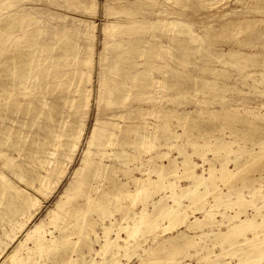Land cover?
Returning a JSON list of instances; mask_svg holds the SVG:
<instances>
[{"label":"rangeland","instance_id":"rangeland-1","mask_svg":"<svg viewBox=\"0 0 264 264\" xmlns=\"http://www.w3.org/2000/svg\"><path fill=\"white\" fill-rule=\"evenodd\" d=\"M250 1L251 4H246L250 3ZM254 3L257 4L258 2L256 0H242L240 3L241 6L237 7V9L240 8L239 11L241 12L237 14L239 16L248 15V13V16H252V13L257 15L256 12H253L252 9H250L255 5ZM259 3L264 5V0H260ZM214 4L215 6L221 5V8L223 9H221V13H223L224 10L226 11L236 7V0H4L0 3V18L12 14L16 15V22L24 21L25 23V27L23 29L13 32L10 36V41L14 42L15 40H18L24 32H32L27 39V43L23 42L21 45L23 53L34 56V60H36L39 56L49 57L39 67L30 71L31 77H29L26 81V85L22 86L21 89H18V91H15L17 98L19 97V100L24 99L23 101L25 102L31 100L32 96H35L39 100H42L44 97V102L59 104V112L55 117L56 120H53V118L49 116L48 108L43 110L38 105H34L31 110L27 111L25 103L22 104V108L16 111L14 115L13 113H10V116L6 115L5 118H2L1 116L0 140H3L4 144L6 142L10 145L13 143H19V150L9 148L7 145H4L5 147L1 146L2 148L0 147V150L8 154L7 156L12 158L16 164H24L29 170L30 177L35 178L38 173L45 174V169L42 168L39 162L50 156L48 154L49 148L45 147L44 149L43 143L46 138L48 128L57 130V120H59V117L65 118L66 116L65 119L68 121V131L72 134L75 141V146L72 150H70L72 147L71 143L64 149V151L68 154L62 160L63 165L61 173H51L49 176V182H52L51 188L48 192V194L50 193L49 195H44L42 193L36 194V187H40V182L37 179L33 180L31 178L33 182H23L18 178H13V182L17 186H21L20 188L24 191V193L37 197L39 201L35 209L33 208V217L28 222V225L43 222L46 224L47 228L49 227L48 229L53 228L51 224L47 225L48 222H50V219L48 220V213L53 209L59 198L66 193L70 183L79 181L85 173L89 172L90 167L86 166L85 162L89 141L92 138L94 129L105 125L106 121L119 123L122 127L116 128V131L118 130L119 133L118 137L115 138L117 141H121L126 137L123 133L125 126L132 124V126H135L136 133L134 136L133 133L129 134L132 135L130 140L128 138L130 145L126 144L123 147L118 146L117 144L114 146H108L103 155L96 156L97 159L101 160L102 158V167L100 174L98 176H92L90 179L93 186H97L102 182H109L111 179H114L115 182H130L127 183L126 188L133 190L134 184L131 183L133 181H127L126 179V173L128 171L132 172V174L136 177L141 178L152 172L155 168L153 167L155 164L158 167L168 165L169 160L174 159V156L175 158L179 157L178 159L181 161L182 157L179 155L177 147H168L165 145L167 135L165 136L161 133V130L157 129L163 119L168 120L170 129L180 134L179 144L182 143L183 147L187 151L189 150L190 152L191 150V152H193V147H191L189 143H184V140L188 135H183L186 132H184V127L178 119V114L183 113V111L201 109L203 112L199 116L189 115L187 119V129L189 131L195 129L194 134L196 135L200 134V132L203 133V130H206V135H209V137L213 135L218 138L220 142H218V145L220 147L222 140L225 141L233 138L231 130L228 128L227 130H224L222 126H229L234 123L240 127V130L233 132L235 135L239 136V142L242 146L251 144V147L253 148V143L259 140H264V121H262V119H259L258 122H256V124L259 125L258 128H252L247 120H237L235 117L233 118V116H230L227 119H222L221 117V113L223 114V109L225 108L232 107L233 109L238 110L246 107V104L247 108L252 107V105L253 107L260 108L264 102L263 92H256L255 88L251 89L247 95L237 89L238 86L242 89L246 88L241 85L243 82L241 81V78H239L241 77L239 73L240 71H247L249 66L250 68L255 67L254 60L256 57L252 56L247 61L243 57L248 58V56H239L238 60L244 61V69H233L230 67V64H225L233 59L229 56H224L231 46L240 48L239 46L241 43L247 40H251L253 44L254 42L257 43L256 46H251L252 50L255 51L253 53L264 52V24L256 27H248L245 25L236 30L233 28L224 29L222 26L211 25V23L215 22L210 21L212 19H210L207 15L211 8H215ZM260 16L264 19V12L260 13L259 17ZM167 20L191 24L192 30L195 32V36L206 34L210 35V38L208 37V40L210 41L208 42V45H211L213 55L208 56V52L203 50L193 53V48H197L198 46L197 42L187 44L188 50H186L187 52H185V54H189L190 57H186V55H182L183 53L178 52L180 50H176V48H179L181 45L178 43V39L185 37L189 26L183 29L178 28L174 24L170 26L166 24ZM5 36L7 35L5 34ZM68 41L77 42L80 46V50L78 52L64 51L62 47L63 43ZM42 43L46 45V50L41 53L39 51L30 53V45ZM239 43L240 45H238ZM244 48L248 49L250 47L247 45L244 46ZM189 50H192V52ZM168 51L174 52L173 56L176 58L175 60L171 59V55H167ZM122 53L126 54L121 56L120 54ZM3 61L4 58L0 55V62ZM85 61H87V63H85ZM178 61H187L188 63H192L194 61V63L202 66L207 65V70L205 69L202 73H200L201 69L189 63L187 69L192 75L189 74L183 76L184 74L180 73L182 66H176L178 71L174 74L171 71V64L173 62L177 63ZM166 62H170L171 64L167 65ZM133 63L136 65H132ZM153 65L155 68L151 75H153L156 80H164V85L155 83L151 88L144 86V89L142 87L141 77L135 82L132 80V77H129L137 72H142ZM82 70L85 71L86 75L79 83V79L74 78L73 75L70 74V71H75L78 75H80L81 72L79 71ZM57 71L59 72V75L57 74ZM38 74H40L39 81L42 83L39 85L34 81ZM106 78L108 79L107 82H105V86L107 87L111 85L116 86L118 85L117 82H120L123 79L124 87L123 85H119L121 88L115 91L113 95V103L109 102L107 98L101 96L102 81ZM14 79H16V74L13 73L12 70H0V83H4V86L0 87V91H2L3 87L5 89L12 88L15 90L16 87H14L12 83ZM42 80L43 82H46V84L41 82ZM57 81H59V84H63L59 85V88L56 87ZM73 83L75 84L69 88V92V89L66 88ZM236 83H238L237 86H234ZM224 84H230V86L224 90V92H220L221 87ZM78 86L83 89H88L86 94L87 96L82 97V105L78 108V112L76 114H70L71 116H69V108L68 106H64L63 97L67 94H71ZM215 87L218 88L216 89ZM182 89H186L187 93L185 91L183 97L175 98V95L179 94ZM173 96L174 98H172ZM222 98H224V101ZM122 101L125 102L124 105H121ZM128 110H132V112L128 113L124 118L120 119L118 117H113L114 114L121 112L126 113ZM139 110L143 112L142 115L138 112ZM256 110L257 109H255V111ZM261 111L264 112V107H262ZM147 112H150L149 115H146ZM207 112H209V116ZM161 114H164V116L160 120L159 115ZM234 114H236V112ZM7 126H11L13 129L11 130V135L9 137L10 140H6L7 138L5 133L3 134ZM155 129H157L156 133L154 132ZM140 136H145V139L141 140ZM193 137H195V135H193ZM140 143L144 145L152 143L154 144V149H152L150 153H147L145 148L140 149ZM95 148L96 147H94L93 150H95ZM202 148H204L202 150H206L205 147ZM36 149L38 152H36ZM31 152H35L34 157H37L31 158ZM116 152H121L123 156L125 155L124 159L130 158L126 161L124 160V164H122L119 157L114 155ZM135 153H137L136 156L131 157L132 154ZM163 153H167V156H162ZM152 155L154 158L151 166L146 158L149 159ZM192 156L194 160L198 159V161H196L202 166L198 171L207 169L206 167H208V163H203L199 154L195 153ZM206 156L214 159L212 151L207 152ZM59 157H61L60 154ZM231 158L232 157L228 159L230 160ZM244 159L245 156H242L241 159H239L240 162L237 161L234 163L233 161H229L228 164L230 166H228V168L230 170L238 168L241 166L239 163H243L245 161ZM262 162L263 160L261 162H257L248 171L243 172L240 175L234 171V175L232 176L233 182L229 184L217 181L219 187H221V191H227L232 185H241V181L245 179V183L248 186L243 189L245 195L247 196L246 198L251 200V195L248 194L249 187L252 188L258 186L264 192V169L261 167ZM144 163L146 164L145 166ZM40 171L42 173H40ZM206 172L207 171H205V173ZM156 175L157 173L152 174L155 178ZM179 176L180 185H184V187L189 185L190 180L182 177V169H179ZM33 183H35V185ZM32 186H35L34 189ZM119 189H121V187H119ZM166 191L170 190L167 189L161 190L160 192L158 191L153 195L152 199L159 198V195H164ZM211 199L212 198L209 197V200ZM184 200L186 202H184ZM124 202L127 201L125 200ZM188 202V198L183 199V203L185 205H187ZM225 207L226 206H222L220 209H227V212L229 209L230 212H228L227 217H225L223 221L228 220L229 216L235 214V209ZM3 208V206H0V212ZM236 208L239 209L238 206H236ZM114 209L115 207L112 210ZM245 210L248 211L249 214H254L253 208L248 207V205ZM115 211L117 213L119 212V214L114 213ZM262 212L264 213V206L260 210V213ZM197 215L200 216L201 214L198 213ZM244 215L245 214H243V216ZM121 216H123V212L121 209L116 208L114 211H111V216L101 219L97 212H95L89 215V218L96 221V224L99 222L103 224L105 222H109V219L112 217L115 220L118 219L117 222H119L122 219ZM192 216L194 217V215ZM193 217L190 219H193ZM259 218L260 216H257L254 219L255 223L259 222ZM1 220L2 216L0 215V223H4V221ZM168 222L169 221L167 219H164L162 224L166 225ZM101 223L95 226V228H98L95 232L91 229V231L89 229L87 230L89 235L92 236L91 238L93 241H95L93 244L94 248H100V244L97 243L96 239H98L97 237L103 235L101 234ZM184 226L185 225L180 226L181 228H179V230L176 229L173 232L177 233L182 229L184 230L186 227ZM203 228L204 231H208L210 227L205 225ZM216 229L218 230V227ZM221 230L226 229L225 227H222ZM121 234L123 237L127 236L126 232ZM166 234L169 235L170 233H160L163 237L167 236ZM19 236L23 237L24 232H21ZM211 236L209 235L207 240L209 245L214 242H218L219 240L218 234L213 235V233H211ZM76 237L74 236V240ZM240 237V232L233 233L231 236L232 239H238ZM204 243H206V239ZM65 246L60 248L57 258H54V254H51L49 257L46 256L43 258L41 262L46 261L45 264H54L57 263L55 261H61L64 256L74 254L77 258L81 251H86L87 249L86 246L84 247L82 241L77 247H75L74 251L73 244L69 243ZM169 247H172V251ZM199 247L198 243L193 246H188L184 240L180 239L177 241H171L168 244V250L166 249L162 252L160 251L159 253H162L163 256H160L164 258H181L185 256V254H192L193 256H188L185 260L196 264L195 262H197L201 255L204 256L207 252H211V254H218L222 252L224 248L229 247V245L216 244L215 246L212 245L207 250H200L201 247ZM79 248H81V250ZM197 251H199V257L197 255ZM233 258H236V260ZM233 258L231 256H227V260L231 264H236V262H238L237 257ZM87 259L90 261L91 257L87 255ZM137 260V256H134L129 261V264H136ZM83 262H85L84 259L78 261L79 264H84Z\"/></svg>","mask_w":264,"mask_h":264},{"label":"bare ground","instance_id":"bare-ground-1","mask_svg":"<svg viewBox=\"0 0 264 264\" xmlns=\"http://www.w3.org/2000/svg\"><path fill=\"white\" fill-rule=\"evenodd\" d=\"M3 1L4 0H0V3ZM256 1L258 3H254L255 5L250 8L253 12H256L257 15L252 13L255 16L252 14V16H248L249 13L248 15L241 16L237 14L241 12L239 11L240 8L237 9V7L241 6L240 3L242 0H236V7L233 6L234 8L231 7L232 9L226 11L224 10L223 13H221V5L219 4L220 6H215V3V8H211L207 16L212 19L210 21L215 22L211 23V25L222 26L224 29L233 28L236 30L242 28L245 25L248 27H256L258 25L262 26L264 24V19L261 18V16L259 17V14L264 12V5L259 3L260 0ZM246 4H251V1L250 3ZM166 24L170 26L174 24L178 28L182 29L189 26L185 37L178 39V43L181 45L179 48L177 47L176 50H180L178 52L183 53L182 55H186L185 52L188 50L187 44L192 42H197L198 44L197 48L192 47L193 53L203 50L208 52V56L213 55L211 45H208V42H210L208 37L210 38V35L206 34L195 36V32L192 30V26L189 23L186 24L184 22L167 20ZM24 27V21L16 22V15L9 14L0 18V55H2L4 58V61L0 62V70L10 69L16 74V79H14L12 82L16 89H5L3 87L2 91H0V117L2 116V118H5V116L9 115L10 113H13L14 115L16 111L22 108V104L25 103L27 111L31 110L32 106L34 105H38L43 110L48 108L49 116L52 117L53 120H56L55 117L59 112V104L44 102V97L42 100H39L35 96H32L31 100L24 102V99L19 100V97L17 98L15 93L16 90L18 91V89H21L22 86L26 85V81L29 79V77H31L30 71L39 67L43 62H45V60L49 58L45 56H39L36 60H34V56L23 53L21 45L23 42L27 43V39L32 32H24L21 34L18 40H15L14 42L10 41V36L13 34V32L21 30ZM5 34L7 36H5ZM252 44L253 43L251 40H247L241 43V45L240 43L238 44L240 45V48L231 46L224 56H229L233 60L228 61L225 64H230V67L233 69L243 68L244 61L238 60V57L248 56V58L243 57L248 61L249 58L255 56V67L250 68L249 66L247 71H240L239 73L241 75L239 78H241V81L243 82L241 85H243V87L245 86L246 88L242 89L238 86L237 89H239L240 92H244L246 95L253 88L256 89V92H263L264 94V52L253 53L255 51L252 50L251 46H256L257 43L254 42V44ZM247 45L250 48L245 49L244 46ZM62 47L63 50L67 52H78L80 50L79 44H77L75 41L65 42L63 43ZM29 50L30 53H35L37 51L41 53L46 50V45L44 43L30 45ZM189 51L192 52V50ZM125 54L126 53H122L120 55L123 56ZM173 54L174 52L171 51H168L167 53L168 56L171 55V59L175 60L176 58L173 56ZM187 56H189V54H187L186 57ZM85 63H87V61H85ZM166 63L167 65L171 64L170 62ZM189 63L187 61H178L177 63L173 62L171 64L172 73L175 74L178 71L176 66H182L180 73L184 74L183 76L189 74L192 75L187 69ZM191 64L201 69L200 73H202L207 68V65L202 66L200 64L194 63V61ZM132 65L135 66L136 64L133 63ZM154 68V65L150 66L144 71L137 72L136 74H133L129 77H132L134 82L138 81L141 77L140 79L142 80L143 88L144 86L151 88L155 83L164 85V80H156L155 77L151 75ZM79 72H81L80 75H78V73L75 71H70V74L73 75L74 78H78V82L80 83V80L85 77L86 73L83 70ZM57 74L59 75L58 71ZM39 75L40 74H38L35 79L33 78L38 85L42 84L39 81ZM107 80L108 79L106 78L102 81L103 84L101 86V96L107 98L109 102L113 103V95L117 89L121 88L119 85H123V79L122 81L117 82L118 85H111L109 87L105 86V82H107ZM41 82H43V80ZM43 83L46 84V82ZM74 84L75 83L70 84L66 89L71 88V86ZM237 84L238 83L234 84V86H237ZM59 85L63 84H59V81H57L56 87L59 88ZM1 86H4V83H0V87ZM229 86L230 84L222 85L220 92H224V90H226ZM87 91L88 89H83L78 86L73 92L71 91V94H67L63 97L64 106H68L69 108V113L67 112L69 116L78 112V108L82 105L81 99L83 96H87ZM185 91L186 89H182L179 94L175 95V98L183 97ZM172 98H174V96ZM222 99L224 101V98ZM124 103L125 102L122 101L121 105H124ZM262 107H264V102L260 108L253 107V105L252 107L247 108V104L243 109H238L237 107L238 110L228 107L223 109L224 112L223 114L221 113V117L222 119H227L230 116H233V118L235 117L237 120H247L249 121V125H251L252 128H258L259 125H257L256 122H258L259 119L264 121V112L261 111ZM255 109L257 110L255 111ZM130 112H132V110H128L126 113L121 112L114 114L113 117H118L121 119ZM138 112L140 115L143 114L141 110ZM202 112L203 111L201 109H196L194 111H183V113L178 114V119L181 125L184 127V132H186L183 135H188L184 140V143H189V145L193 147V152H191V150L190 152L189 150L187 151L183 147L182 143L179 144L180 134L170 129L167 119H163L160 122L157 129L161 130V133H163L165 136L167 135L165 145L168 147H177L179 150V155L182 157L181 161H179V157L175 158L174 156V159L169 160L168 165H162L161 167H158L155 164L153 166L155 167L153 171L147 176H143L141 178L136 177L132 174V172L128 171L126 173V179L127 181H133L131 182L134 184L133 190L126 188L127 183L130 182H115L114 179H111L109 182H102L97 186H93L92 182H90V179L92 176H98L101 171L102 158L100 160L97 159L96 156L103 155L105 149L108 148V146H114L117 144L118 146L123 147L126 144L130 145L128 138L130 140L132 135L129 134L133 133V136L135 135V126H132V124L125 126L123 133L126 137L121 141L115 140V138L119 135L118 130L116 131V128H122L119 123L106 121L105 125L94 129L92 138L89 141L88 150L86 152L85 162L86 166L90 167L89 172L85 173L83 177L79 179V181L71 182L66 193H64L59 198L53 209L48 213V220L50 219V222H48L47 225L51 224L53 226L52 229H48L49 227L47 228L46 224L43 222L39 224L33 223L28 225V222L33 217L32 211L38 205L39 201L37 197L24 193V191H22L20 188L21 186H17L13 182V178H18L23 182H33L31 180L32 177H30L29 170L24 164H16L12 158L7 156L8 154L0 150V206L4 207L0 212L2 220L4 221V223H0V264H45L46 261L41 262V260L46 256L49 257V255L54 254V258H57L60 248L68 245L69 243L74 245V251L75 247H77L81 241L84 244V247L86 246V251H81L77 258L75 257V254V256L66 255L61 261H55L57 263L54 264H79L78 261L81 259L85 260V262H83L84 264H129V261L134 256H137L138 258L136 264H194L193 262H188V260H185L186 257L193 256L192 254H185V256L181 258H164L160 256L162 253L159 252L166 250L168 248V244L171 241H177L180 239L184 240L188 246H193L198 243L201 247L200 250H207L212 245L215 246L216 244L229 245V247L224 248L222 252L219 251L220 253L218 254H211V252H207L206 255H201L199 257L200 254L199 251H197L199 258L197 262H195L196 264H231L227 260V256H231L232 258L237 257L238 262L235 261L236 264H264V213H260V210L264 206V192L258 186L252 188L249 187L248 194L251 195V200H249L246 198L247 196L243 191L244 187H248L245 183V179L241 181V185H232L225 192L221 191V187H219V184L217 183V181H222L225 184L233 182L232 176L234 175V171L240 175L241 173L248 171L253 165H255L257 162H261L262 160L263 162L261 163V167L264 169V140H259L253 143V148L251 147V144L242 146L239 142V136L235 135L233 132L240 130V127H238V125L233 122L234 124L232 125L222 126L224 130H227V128L231 130L233 138L225 141L222 140L220 147L218 145V138L213 135L209 137V135H206V130H203V133L200 132V134L196 135L194 134L195 129L190 131L187 129V119L189 115L199 116ZM235 112L236 114H234ZM149 113L150 112H147L146 115H149ZM207 113L209 116V112ZM163 116L164 114L159 115L160 120L163 118ZM65 118L59 117V120H57V130H53L52 128L47 129L43 148H49L48 154L50 157H46L39 162L42 168L45 169V174L38 173L35 178H32L33 180L37 179L40 182V187L38 186L35 189L36 194H48L52 184V182H49V176L51 173H61L63 165L62 160L68 154L64 151L65 147L71 143L72 147L70 150H72L75 146L74 138L68 131V121ZM157 129L154 130L155 133L157 132ZM11 130H13L11 126H7L4 130L3 134L5 133L7 138L6 140L9 139ZM193 135H195V137H193ZM140 139L144 140L145 136H140ZM3 142V140H0V147L7 145L9 148L19 150V143H13L10 145L9 143L7 144L5 142L4 144ZM94 147H96L95 150H93ZM202 147H205L206 150H202L204 149ZM141 148H145L146 152L150 153V151L154 149V144L148 143L144 145L140 143V149ZM209 151H212L214 154V159L208 158V155L206 156L207 152ZM36 152H38L37 149ZM195 153L201 156L203 163H208L206 170L202 169L203 171H198L202 166L199 162H197L198 159L194 160L192 158V155ZM59 154L61 157H59ZM136 154L137 153L132 154L131 157L136 156ZM34 155L35 152H31V158L37 157H34ZM114 155L119 157L122 164H124V160L126 161L130 158L124 159L125 155L123 156L121 152H116ZM163 155L167 156V153H163L162 156ZM242 156H245V161H242L243 163L241 164L239 163L241 166L235 168L234 170H230L228 168V166H230L228 164L229 161H233L235 163L239 161ZM230 157L232 158L229 160L228 158ZM153 158V155L149 159L146 158L149 162V165L151 166ZM146 164L144 163V166ZM179 169H182V177L190 180L189 185H185L186 187L179 184ZM205 171L207 172L205 173ZM40 173L42 172L40 171ZM153 173H157L156 178L152 176ZM33 184L35 185V183ZM119 187H121V189H119ZM167 189L170 191H166L164 195H159L160 197L157 199H152L156 192ZM209 197L212 199L209 200ZM184 198L189 199L187 205L183 203ZM125 200L127 202H124ZM184 202L186 201L184 200ZM247 205L248 207L253 208L254 214H249L248 211L245 210ZM222 206H226L225 208L235 209V214L229 216L228 220L225 221H223V219L227 217V214L230 211L229 209L228 212L227 209L221 210L220 208ZM236 206H238L239 209H237ZM114 207L115 209H121L123 212V216H121L122 219L120 218L121 220L117 222L118 219L115 220L112 217L109 219V222H105L103 224L99 222L102 224L101 234L103 235L97 237L98 239H96L97 243L100 244V248H94L93 244L95 241H93L91 238L92 236L89 235L87 230L91 229L95 232V230L98 229L95 228V226H97L99 223L96 224V221L93 219L91 220L89 215L97 212L99 217L102 219L104 217L111 216V211L115 210H112ZM114 213L117 212L115 211ZM198 213L201 215L198 216ZM117 214H119V212ZM243 214L245 215L243 216ZM192 215H194V217ZM257 216H260V220L258 223H255L254 219ZM191 217H193V219H190ZM164 219L169 221L168 224H162ZM182 225L186 226H184V230L182 229L177 233L173 232L176 229L179 230V228H181L180 226ZM205 225L210 227L208 231H204L203 226ZM217 227L218 230L216 229ZM222 227H225L226 230H221ZM21 232H24L23 237L19 236ZM123 232L127 233L126 237L122 236L121 233ZM163 232H169L170 234H166L167 236L163 237L160 235V233ZM236 232H240L241 237L238 239H232L231 236ZM211 233H213V235L218 234L219 240L218 242H214L209 245L207 240L209 235L211 236ZM74 236H77L75 240ZM205 239L206 243H204ZM169 248L172 251V247ZM79 249L81 250V248ZM87 255L91 257L90 261L87 259ZM234 260H236V258Z\"/></svg>","mask_w":264,"mask_h":264}]
</instances>
